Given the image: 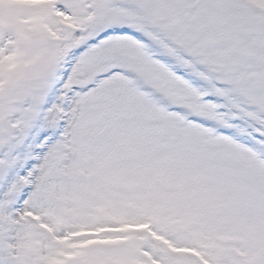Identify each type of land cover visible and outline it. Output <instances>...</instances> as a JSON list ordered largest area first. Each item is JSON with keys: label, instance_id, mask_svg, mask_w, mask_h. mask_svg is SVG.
Segmentation results:
<instances>
[{"label": "snow or ice", "instance_id": "6c2138e0", "mask_svg": "<svg viewBox=\"0 0 264 264\" xmlns=\"http://www.w3.org/2000/svg\"><path fill=\"white\" fill-rule=\"evenodd\" d=\"M0 264H264V0H0Z\"/></svg>", "mask_w": 264, "mask_h": 264}]
</instances>
